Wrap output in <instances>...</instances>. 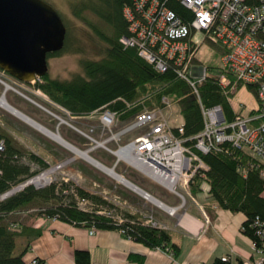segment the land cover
<instances>
[{"label": "trees", "instance_id": "trees-1", "mask_svg": "<svg viewBox=\"0 0 264 264\" xmlns=\"http://www.w3.org/2000/svg\"><path fill=\"white\" fill-rule=\"evenodd\" d=\"M131 4L132 0H77L72 3L73 14L94 28L106 44L104 53L97 59H82L83 72L80 75L60 80L45 74L41 76L42 81L36 80L35 87L75 114L89 113L106 106L118 111L121 120H129L137 112L153 108L155 103H161L163 96L175 99L180 108L184 144L193 147L194 136L203 128L200 104L205 107L220 104L229 120L235 112L217 79L211 74L199 84L197 97L187 82L175 76L172 68L164 72L157 71L138 54L135 46L125 47L121 44L119 38L128 34L123 7ZM165 4L179 15L189 13L177 0H165ZM86 13L95 15L108 26L109 33L98 30L88 20ZM57 53L59 51L47 56ZM124 101L136 103L127 106ZM174 131L177 132L175 128ZM0 138L4 140V149L0 151V264L28 263L29 260L24 258L29 248L28 238L39 235L40 230L19 223L16 217L22 211L36 206L39 207L37 217L55 218L94 229L123 230V235L147 247L162 248L173 254L177 252L178 246L171 241L166 229L152 226L130 212H124L119 222L106 200L77 188V195L91 203L90 209L82 208L73 198L74 193L64 194L68 187L65 182H54L42 188L28 185L3 197L26 178L47 167V163L38 155L19 147L6 131L0 130ZM200 157L208 169L204 175L198 172L191 178L190 192L196 194L205 191L221 208L242 212L245 220L241 232L257 241L256 227L252 223L256 218L264 221V175L257 164L261 162L248 151L227 142L200 154ZM31 163L38 165L39 169H32ZM18 238L27 240L20 249L17 248ZM131 257L138 262L141 260L136 255ZM74 259L79 264H89L88 250L76 249ZM37 260L38 264L42 263L40 259ZM214 264L228 262L219 258Z\"/></svg>", "mask_w": 264, "mask_h": 264}, {"label": "built area", "instance_id": "built-area-1", "mask_svg": "<svg viewBox=\"0 0 264 264\" xmlns=\"http://www.w3.org/2000/svg\"><path fill=\"white\" fill-rule=\"evenodd\" d=\"M177 1L189 13L177 14L165 4V0H132L131 5H125L123 17L128 24V34L119 38L121 44L125 47L135 46L138 54L157 71L164 72L172 68L175 76L187 82L197 97L199 84L210 74L217 79L228 98L229 93L236 92L238 86L246 85L254 94L257 102L255 108L245 114L235 112L234 117L229 120L220 104L209 107L200 104L203 128L194 136L195 142L191 147L184 144L182 125H172L164 117V107L143 109L119 131H114V126L119 121V112L116 110L102 106L79 115L53 100L50 101L63 113L56 114L58 123L65 124L84 139L83 145L86 148L73 145L77 150L90 152L102 147L116 155L115 164L123 162L163 185L165 181H169V189L179 194L178 189L188 188L196 173L204 175L208 169L200 154L216 149L224 142L248 151L264 164V0ZM198 33L202 35V41H206L219 54L216 74L209 73L207 66L197 58L202 42L195 39ZM0 72L6 73L2 69ZM39 78L28 82L33 84L36 89L34 91L37 92L40 89L34 83ZM0 81L4 82L1 78ZM5 86L9 85L5 83ZM124 102L127 106L136 103ZM162 102L167 105L168 98L163 96ZM93 117L97 118L98 124L81 122L85 127L82 128L71 123L73 119ZM135 130H139L136 135L125 143H119L122 135ZM111 140L118 142L114 150L107 145ZM126 147L127 152L133 156L132 159L123 152ZM3 149L4 140L0 138V151ZM119 151L123 153L122 157L118 156ZM97 162L108 166L99 160ZM68 163L69 160L65 159L56 165L47 166L14 188L22 189L28 185L45 187L52 182L50 173ZM261 163L257 164L261 166V174L264 175V165ZM115 164L111 166L115 167ZM68 179L63 178L65 183ZM80 201L87 202V199L82 197ZM146 222L165 229L164 224L149 215ZM252 226L256 227L258 238L257 241L252 240L255 254L237 264H264V221L256 218ZM95 230L91 228L90 233ZM120 232L123 234V230ZM220 259L232 264L228 255L221 256ZM27 264H38V260L32 258Z\"/></svg>", "mask_w": 264, "mask_h": 264}, {"label": "rangeland", "instance_id": "rangeland-1", "mask_svg": "<svg viewBox=\"0 0 264 264\" xmlns=\"http://www.w3.org/2000/svg\"><path fill=\"white\" fill-rule=\"evenodd\" d=\"M44 1L56 9L66 26L65 45L59 53L47 56L48 70L46 74L51 78H57L60 80L70 79L75 75L82 74L81 60L85 58H100L104 53L106 44L99 37L94 28H92L84 19L73 14L71 6L72 3L77 0ZM86 15L88 20L94 24L98 30L109 33L108 26L100 21L95 15L90 13H86ZM195 39L197 41H202V35L200 33L196 34ZM197 58L203 65L210 68V70L208 69L209 73L216 74V65L219 63V54L206 41L201 42ZM0 78L10 86L5 90V83L0 81V95L4 94L6 101L12 107L41 125L56 130L62 138L72 145H79L80 147L86 148V145H83V138L65 124L58 123L59 119L56 114L60 115L63 113L50 101L53 99H51L45 92L41 89L40 92L34 91L36 89L33 84L20 81L7 72L5 74L0 72ZM40 80L42 81L41 77L37 82ZM228 99L235 112L245 114L257 106L253 92L246 85L238 86L236 92L233 94L229 93ZM160 102L161 103H155L153 106L164 107L162 111L164 117L168 118L172 125L180 124L182 118L179 113L180 108L177 101L168 98V104L165 105L161 98ZM81 122L98 124L96 117L91 119L80 118L71 120V123H75L80 127L85 128ZM127 122L128 120L119 119L114 126V131H119ZM0 130L6 131L19 147L41 157L47 163V166L56 165L58 162L68 159L69 163L67 165L50 173L52 177L51 183L56 182L60 184V182H64L63 178L68 177V187L65 188L64 194L74 193L73 198L76 200L78 206L85 209L91 208V203L89 201H80L76 189L81 188L91 194L101 196L106 200L115 218L122 219L121 216L124 212H130L144 221L147 220V216L149 215L159 223H167L169 225L174 224L175 217L177 216L147 200L140 193L125 184L118 182L116 179L93 166L83 158L75 157L71 150L55 142L47 135L3 107H0ZM138 131L139 130H135L122 135L119 143H125L131 137L136 135ZM107 145L114 150L117 148L118 142L111 140ZM89 153L92 157L108 166L115 164L116 155L102 147H97ZM31 168L37 170L39 169V166L31 163ZM43 169H40L39 171ZM115 170L130 182L139 186L142 190L148 192L150 195L165 204L179 205V212L183 211L185 207L183 205L189 202V199L192 198L189 187H180L178 189L179 195L171 191L167 186L141 174L131 167H128L123 162L115 164ZM19 190H16L15 192ZM38 210L39 207L36 206L29 210L22 211L17 215L16 219L19 223L32 224L34 219L37 218L36 215ZM19 241L20 238L17 239V248L20 245Z\"/></svg>", "mask_w": 264, "mask_h": 264}, {"label": "crops", "instance_id": "crops-1", "mask_svg": "<svg viewBox=\"0 0 264 264\" xmlns=\"http://www.w3.org/2000/svg\"><path fill=\"white\" fill-rule=\"evenodd\" d=\"M183 206V211L175 215L173 225L162 223L171 241L178 246L175 254L147 247L119 230L96 229L90 233L89 227L39 216L29 225L39 229L40 234L28 238L29 248L24 258L37 257L41 264H79L74 252L84 249L89 252V264H214L224 255L230 257L232 264H237L255 254L252 240L241 232L245 220L242 212L221 208L205 191L192 194ZM26 241L21 238L18 249ZM132 255L141 257L140 262Z\"/></svg>", "mask_w": 264, "mask_h": 264}, {"label": "water", "instance_id": "water-1", "mask_svg": "<svg viewBox=\"0 0 264 264\" xmlns=\"http://www.w3.org/2000/svg\"><path fill=\"white\" fill-rule=\"evenodd\" d=\"M65 37L62 18L46 1L0 0V69L18 80L45 75L47 55L60 51Z\"/></svg>", "mask_w": 264, "mask_h": 264}, {"label": "bare ground", "instance_id": "bare-ground-1", "mask_svg": "<svg viewBox=\"0 0 264 264\" xmlns=\"http://www.w3.org/2000/svg\"><path fill=\"white\" fill-rule=\"evenodd\" d=\"M8 88H9V86H6L5 90H7ZM0 107H3L6 110L12 112L17 117H19L20 119H22L25 122L29 123L31 126H33L34 128H36L40 132L44 133L45 135H47L49 138H51L55 142H57V143L65 146L66 148H68L69 150H71L73 152V155L75 157H81V158H83L84 160H86L87 162H89L90 164H92L93 166L99 168L100 170H102L106 174H108L111 177H113L114 179H116L118 182L123 183L126 186L130 187L131 189L135 190L136 192L140 193L147 200L153 202L157 206H159V207H161V208L169 211L170 213H172L174 215L177 214L178 209H179L180 206H169V205L165 204L164 202L160 201L159 199L153 197L152 195L146 194V192L144 190H142L139 186H137L134 183L130 182L123 175H121L120 173L116 172L115 167H113V166H103L100 162H97V160L90 155L89 151H86V150L79 151V150H77V148H75V146H73L71 143L67 142L64 138H62V136H60V134L56 130L49 129V128L41 125L40 123L36 122L32 118L26 116L25 114H23L19 110H17L14 107H12L6 101V99L4 97V94L0 95ZM127 148L128 147H126L125 149H123V152L125 154H128L129 157H131V159H132L133 156L130 155V152L129 151L127 152V150H128ZM119 155L122 157L123 156V153L121 151H119L118 152V156ZM133 161L135 163H137V161H136L135 158H133ZM164 185L167 186L168 188H170L171 187V182H169V181L166 182L165 181ZM19 189L20 188H18V187L13 188L9 193L12 194L16 190H19ZM9 193H8V195H9Z\"/></svg>", "mask_w": 264, "mask_h": 264}]
</instances>
